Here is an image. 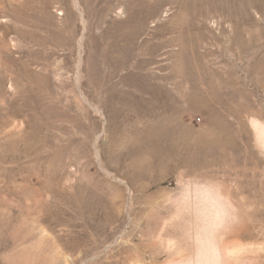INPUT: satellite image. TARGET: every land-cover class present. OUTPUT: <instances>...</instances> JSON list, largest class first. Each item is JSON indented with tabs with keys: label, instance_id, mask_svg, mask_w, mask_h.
Masks as SVG:
<instances>
[{
	"label": "rangeland",
	"instance_id": "obj_1",
	"mask_svg": "<svg viewBox=\"0 0 264 264\" xmlns=\"http://www.w3.org/2000/svg\"><path fill=\"white\" fill-rule=\"evenodd\" d=\"M261 128L264 0H0V264H166L206 182L264 264Z\"/></svg>",
	"mask_w": 264,
	"mask_h": 264
},
{
	"label": "bare ground",
	"instance_id": "obj_2",
	"mask_svg": "<svg viewBox=\"0 0 264 264\" xmlns=\"http://www.w3.org/2000/svg\"><path fill=\"white\" fill-rule=\"evenodd\" d=\"M257 126L260 124L257 123ZM261 129L264 130V128ZM203 188L214 194L216 203L202 202L196 195H193L189 201V206L185 208L188 212L197 209L200 211L199 216L192 218L198 228L186 226L185 231V233L188 232L187 235L199 241L194 248L183 246L179 241L175 242L171 237H166L160 233L161 231L155 235L161 249L164 248L165 252L167 251L169 257L172 258L166 264H237L240 262L239 259L243 258L244 254L241 256V253L246 251L244 246L232 243L226 238L230 227L240 219L236 205L229 199L224 189L208 182L203 184ZM170 218L179 220L183 217L180 213H175ZM162 231L164 232V230ZM184 254L189 256H183Z\"/></svg>",
	"mask_w": 264,
	"mask_h": 264
}]
</instances>
